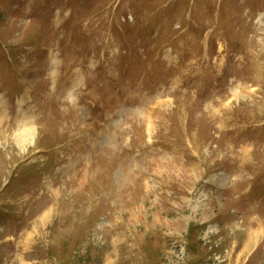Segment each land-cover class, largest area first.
<instances>
[{
    "label": "rangeland",
    "instance_id": "rangeland-1",
    "mask_svg": "<svg viewBox=\"0 0 264 264\" xmlns=\"http://www.w3.org/2000/svg\"><path fill=\"white\" fill-rule=\"evenodd\" d=\"M0 39V264H264V0H0Z\"/></svg>",
    "mask_w": 264,
    "mask_h": 264
},
{
    "label": "bare ground",
    "instance_id": "bare-ground-1",
    "mask_svg": "<svg viewBox=\"0 0 264 264\" xmlns=\"http://www.w3.org/2000/svg\"><path fill=\"white\" fill-rule=\"evenodd\" d=\"M34 130L25 127L20 128L18 135H17V141L19 146H25L30 144L31 140L34 137ZM223 181V180H222Z\"/></svg>",
    "mask_w": 264,
    "mask_h": 264
}]
</instances>
